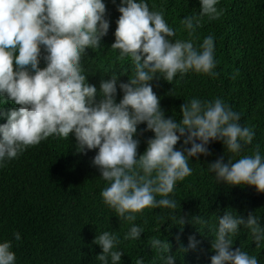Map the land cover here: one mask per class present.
<instances>
[{
    "label": "clouds",
    "instance_id": "1",
    "mask_svg": "<svg viewBox=\"0 0 264 264\" xmlns=\"http://www.w3.org/2000/svg\"><path fill=\"white\" fill-rule=\"evenodd\" d=\"M218 3L199 0V12L181 20L189 37L205 17L212 21L222 15ZM117 11L111 49L118 51L119 59L130 60L133 74L120 82L112 72L109 79L101 78L98 90L88 83L82 61L86 50L99 49L108 34L104 0H0V101L14 105L0 104V168L50 136L69 139L71 134L76 153L97 150L91 163L108 183L100 195L121 223L129 225L124 240H140L144 228L135 222L145 209H167L171 221L184 225L171 194L192 174L189 161L210 155V142H221L232 154L227 163L221 157L208 165L217 184L251 186L264 193V155L256 146L253 155L241 156L255 132L239 123L238 112L220 98H193L181 105L179 122L166 119L152 88L153 80L171 84L189 72L217 76L214 37L206 36L199 47L191 39H174L163 13L150 10L146 0H119ZM117 86L122 93L118 103ZM141 124L154 138L137 158L139 140L134 137ZM181 138L182 146L176 149ZM190 222L208 224L200 216ZM241 228L257 248L264 247L259 216L225 211L218 216L211 264H259L256 256L233 250ZM13 237L21 239L18 232ZM93 243L102 249L96 256L99 264H121L124 253L115 233L104 231ZM197 243L189 237V248ZM149 246L160 254L161 264H175L177 257L169 255L166 240L153 237ZM11 249V241L0 242V264H15Z\"/></svg>",
    "mask_w": 264,
    "mask_h": 264
},
{
    "label": "trees",
    "instance_id": "2",
    "mask_svg": "<svg viewBox=\"0 0 264 264\" xmlns=\"http://www.w3.org/2000/svg\"><path fill=\"white\" fill-rule=\"evenodd\" d=\"M104 2L110 21L108 34L99 49L86 50L82 61L88 83L98 90L101 78L109 79L112 72L120 82H127L133 74L130 60L119 59L118 51L111 49L120 15L119 0L116 4L112 0ZM146 2L150 10L163 13L176 33L174 39H191L199 47L206 36L214 37L217 76L189 72L183 78L178 75L171 84L163 79L151 82L165 118L179 122L181 105L193 98H220L240 114L242 126L255 132L252 144L241 156L253 155L256 146L264 155V0H219L217 8L222 15L212 21L205 17L192 37L181 20L199 12V0ZM45 66L41 60L39 67ZM121 98L117 86V103ZM1 103L4 107L13 105ZM145 128V124L139 125L134 137L139 140L137 158L145 152L148 140L154 138ZM75 143L71 134L69 139L50 136L0 168V242H12L15 264H99L96 256L102 249L93 240L104 231L120 239L118 249L124 253L121 264H136L140 258L144 264H161L160 254L149 246L153 237L171 245L169 255L177 257L175 264H211L218 216L225 211L245 218L254 213L264 225V193H257L251 186L217 184L214 174L208 172L209 164L221 157L227 163L232 156L221 142H210V155L189 161L192 174L178 182L171 194L177 202L176 213L185 219L184 225L171 221L167 209H145L135 222L144 228L140 240H124L129 225L121 223L100 195L108 183L100 179L99 170L91 163L97 150L78 154ZM182 143L183 138L175 148L180 149ZM199 216L208 221L207 226L190 222ZM17 232L19 241L13 237ZM189 237L198 242L194 249L188 247ZM237 248L264 264V247L257 248L246 229L241 228L233 238V250Z\"/></svg>",
    "mask_w": 264,
    "mask_h": 264
}]
</instances>
